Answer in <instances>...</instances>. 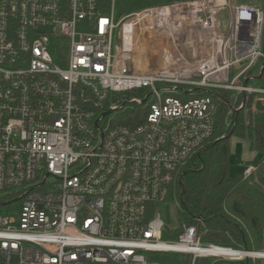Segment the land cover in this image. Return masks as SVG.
Returning <instances> with one entry per match:
<instances>
[{
    "label": "built area",
    "instance_id": "obj_1",
    "mask_svg": "<svg viewBox=\"0 0 264 264\" xmlns=\"http://www.w3.org/2000/svg\"><path fill=\"white\" fill-rule=\"evenodd\" d=\"M115 1L107 10L100 0H0V206L21 203L19 218L0 214V264H161L150 252L264 264V249L203 243L194 225L164 239L156 212L180 165L225 137L226 112L251 96L252 111L264 104V7L183 0L116 19ZM181 15L212 34L214 53L135 68L126 26L136 42ZM216 88L242 94L240 107L196 96ZM125 108L140 121L120 122Z\"/></svg>",
    "mask_w": 264,
    "mask_h": 264
},
{
    "label": "trees",
    "instance_id": "obj_2",
    "mask_svg": "<svg viewBox=\"0 0 264 264\" xmlns=\"http://www.w3.org/2000/svg\"><path fill=\"white\" fill-rule=\"evenodd\" d=\"M183 0H116L115 13L119 19L140 9L165 5ZM110 9L112 0H100ZM264 86V75L258 81ZM219 91V90H218ZM215 95L198 92L196 96ZM217 99V98H216ZM253 96L230 120L222 123L225 137L193 154L182 163L168 188L166 201L178 204L180 227L165 228L164 239H178L183 224L194 225L203 243L217 244L235 249H264V111H252ZM135 108L119 112L122 123L140 121ZM232 136L246 138L251 149L262 153L255 170L244 177L243 173L230 176L229 157ZM263 264L262 261L219 260L213 264ZM184 264H189L187 256Z\"/></svg>",
    "mask_w": 264,
    "mask_h": 264
},
{
    "label": "rangeland",
    "instance_id": "obj_3",
    "mask_svg": "<svg viewBox=\"0 0 264 264\" xmlns=\"http://www.w3.org/2000/svg\"><path fill=\"white\" fill-rule=\"evenodd\" d=\"M253 4H260L264 7V0H244ZM220 21V33L225 34L229 29L230 24V11L228 8H224L219 12ZM116 19L117 14L115 13ZM172 19L170 22L171 27H161L159 35L154 36L148 33L147 29H144L143 33H148L145 37V41L142 40L143 45L146 46H158L156 49L154 63H149V60L144 55V48H142L141 39L137 38L134 43V52H136L135 68L141 69L150 65H157L156 58L159 60L158 64H165V55L168 54L169 62L173 63L172 66H177L179 62H186L190 65L197 64V61L201 58L210 56L216 50V41L212 38V34L202 28L198 23L194 22V18L190 20V17L181 15V17ZM189 21V22H188ZM139 40V41H138ZM158 40L160 42H158ZM118 43V41H116ZM160 43V44H159ZM140 61H139V60ZM142 60V61H141ZM158 65V66H159ZM167 65V64H166ZM256 84V81H252ZM219 90V91H218ZM217 95L223 96L228 99L231 105L238 109L242 103L243 95L238 94L236 97V91L225 90V89H214ZM256 108L259 111H264V104L258 102ZM240 111V109H239ZM233 112L226 115L230 119L238 113ZM116 113V112H115ZM119 114V113H116ZM114 116V112L110 114V117ZM262 158V153L257 149L250 148V142L246 138L239 136H232L230 139V157H229V174L230 176H236L242 174L246 167L256 165ZM4 194H0V199L4 198ZM21 208L20 201H13L10 204L0 206V214H6L9 216L19 218V212ZM156 212L159 213L161 219L164 221L166 227L170 230H176L180 227L178 204L175 201H159L156 203ZM184 228V227H183ZM148 259L156 261L161 264H184L187 256L182 253L176 252H150L146 253ZM215 262V259H212ZM227 264V263H221Z\"/></svg>",
    "mask_w": 264,
    "mask_h": 264
},
{
    "label": "bare ground",
    "instance_id": "obj_4",
    "mask_svg": "<svg viewBox=\"0 0 264 264\" xmlns=\"http://www.w3.org/2000/svg\"><path fill=\"white\" fill-rule=\"evenodd\" d=\"M126 30H125V35L123 36L124 37V44L125 43H130V44H133V43H135L134 41V39H131L130 38V30H131V25L129 26V25H127L126 26V28H125ZM148 33H149V31H148ZM148 33L146 34L145 33V36L143 35V37H141V38H139V39H141V44L142 43H144V42H142V40H144L145 39V37L148 35ZM144 34V33H143ZM150 35H152V32L150 31ZM139 41V40H138ZM145 41V40H144ZM146 42V41H145ZM158 42H160L159 40H158ZM160 44V43H159ZM143 45V44H142ZM126 46V45H125ZM145 45H143L142 47H144ZM152 46V45H151ZM153 48H154V50H155V53H157L156 52V49L158 48V46H152ZM125 49H128L127 47L125 48ZM157 54H159V53H157ZM165 60H167L166 62H165V64H167V65H171V64H173V63H171V62H169V56H168V54L167 55H165Z\"/></svg>",
    "mask_w": 264,
    "mask_h": 264
},
{
    "label": "crops",
    "instance_id": "obj_5",
    "mask_svg": "<svg viewBox=\"0 0 264 264\" xmlns=\"http://www.w3.org/2000/svg\"><path fill=\"white\" fill-rule=\"evenodd\" d=\"M125 45H126L127 48H130V46H132V44H130V43H125ZM142 48H144V55L148 58L149 63H152V62L154 63V59H153V57H155V50H154V48L151 45L150 46L148 45V46L142 47ZM134 53L137 54L136 52H134ZM134 53H133V56L135 57L134 60L136 62L137 59H136V55ZM218 264H221V263H218Z\"/></svg>",
    "mask_w": 264,
    "mask_h": 264
},
{
    "label": "water",
    "instance_id": "obj_6",
    "mask_svg": "<svg viewBox=\"0 0 264 264\" xmlns=\"http://www.w3.org/2000/svg\"><path fill=\"white\" fill-rule=\"evenodd\" d=\"M127 65H128V70L132 71V63H131V61H128ZM261 75H262V73L259 75V77H261ZM199 264H210V260L208 258H201L199 260Z\"/></svg>",
    "mask_w": 264,
    "mask_h": 264
}]
</instances>
